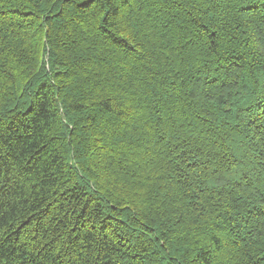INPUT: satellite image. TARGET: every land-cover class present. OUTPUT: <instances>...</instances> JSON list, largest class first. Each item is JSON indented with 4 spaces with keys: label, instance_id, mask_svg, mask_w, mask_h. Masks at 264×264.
Returning a JSON list of instances; mask_svg holds the SVG:
<instances>
[{
    "label": "trees",
    "instance_id": "1",
    "mask_svg": "<svg viewBox=\"0 0 264 264\" xmlns=\"http://www.w3.org/2000/svg\"><path fill=\"white\" fill-rule=\"evenodd\" d=\"M0 264H264V0H0Z\"/></svg>",
    "mask_w": 264,
    "mask_h": 264
}]
</instances>
